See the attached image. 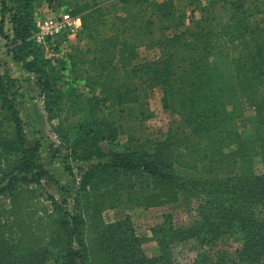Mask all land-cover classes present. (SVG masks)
I'll use <instances>...</instances> for the list:
<instances>
[{
	"label": "trees",
	"instance_id": "obj_1",
	"mask_svg": "<svg viewBox=\"0 0 264 264\" xmlns=\"http://www.w3.org/2000/svg\"><path fill=\"white\" fill-rule=\"evenodd\" d=\"M258 1L241 10L237 2L234 8L230 0H215L229 4L225 16L201 12L189 30L185 26L194 6L188 12L177 0H0V35L12 59L34 75L59 140L54 155L70 160L74 178L72 187L63 185L44 166L41 142L28 136L17 79L0 72V197L7 199L0 210V264H180L174 251L185 244L196 249L193 264H264V27L250 32L255 49L247 58L235 59L230 46L248 12H264ZM42 3L81 17L84 47L72 45L59 56L53 53L64 37L49 41L48 50L35 43V16ZM145 42L157 46L158 58L136 64L137 48ZM212 51L233 65L232 81L221 80L217 72L182 80L189 85L178 105L189 113L185 123L196 135L191 144L170 146L167 137L141 149L126 136L121 121L101 117L140 101L139 87L121 86L119 78L126 81L139 71L148 85L175 95L181 82L176 69L197 65ZM77 68L78 80L69 82ZM79 83L87 94L78 90ZM218 93H243L260 114L251 140H241L223 112V99L215 100ZM256 158L263 164L260 171L253 166ZM229 162L245 168H228ZM203 165H214L215 171L190 177L176 173V168L198 172ZM127 176L150 179L141 196L147 208L197 200L188 224H177L166 212L152 226L148 241L157 242L156 255L147 254L146 241L129 216L106 218L108 210L127 202ZM50 182L58 196L42 191ZM233 238L241 245L231 253L220 244Z\"/></svg>",
	"mask_w": 264,
	"mask_h": 264
},
{
	"label": "rangeland",
	"instance_id": "obj_2",
	"mask_svg": "<svg viewBox=\"0 0 264 264\" xmlns=\"http://www.w3.org/2000/svg\"><path fill=\"white\" fill-rule=\"evenodd\" d=\"M180 7H186L191 10L193 17L186 22L185 28L192 30L195 28V20L199 14L209 15L216 17L225 16L226 9L229 7L228 3H216L215 0H177ZM233 2V7L236 8L237 4L243 10L245 7L251 6L253 0H230ZM237 2V4H235ZM261 8L264 10V0L258 1ZM207 9H206V8ZM205 8V9H204ZM64 9V8H61ZM40 12L52 13L47 3H42L38 9ZM239 12H241L239 10ZM241 17V13H238ZM216 21H213L215 24ZM8 30V25H5ZM4 27V28H5ZM256 27H264V12L253 13L248 12V15L242 19L240 36L236 41L231 43V54L233 57L239 56L247 58L255 49L254 44L251 42V37L255 35L250 32ZM79 30L70 32L68 35L59 36L55 35L49 38L53 41L57 36L64 37V42L60 46V50L53 54L64 56V53L70 49V46L77 44L85 45V42L79 38ZM167 34V32H159L157 35ZM55 43V42H54ZM84 47V46H83ZM53 52V51H52ZM158 58V48L153 43L145 42L137 48V56L134 62L136 64L144 62H152ZM232 64L226 63L221 59L219 54L212 51L207 57L200 60L197 65H185L176 69L175 74L179 77L181 82L176 83L175 88H180V93L175 95H167L166 91L160 85H148L145 81L138 77L141 74L139 71H134L133 77L124 80L118 79L117 83L121 86L136 85L139 87L140 101L137 104L130 106H122L110 111H106L101 115L102 118H107L111 121H121L122 125L126 128V136L133 140L135 146L141 149H151V142L156 139H165L169 137L170 146L184 147L187 144L196 140V135L187 127L186 118L188 111L181 109L178 105L183 93L184 83L182 80H188L194 73H220L223 81L230 83L232 79L231 70ZM0 72H6L10 76L17 79L21 93V110L27 124V132L30 138L39 140L42 144L41 156L44 166L48 169L51 175L57 179L61 184L72 187L73 175L70 173L68 166L70 160H65L62 156L53 152L55 142L51 138L53 122L47 119V114L44 109V102L40 90L35 83L33 74L27 73L22 65L12 59V54L8 50L6 40L0 35ZM80 68L74 70L69 74L68 81L78 80L80 76ZM77 78V79H75ZM78 90L87 94V90L83 87L82 83L78 84ZM223 96V97H222ZM223 102L225 104V114L231 119L234 129L238 131L241 140H251L254 134V126L257 121L259 113L254 111L249 99L243 93H221L216 94V102ZM219 105V104H218ZM221 108L222 106L219 105ZM176 108V109H175ZM255 115H257L255 117ZM123 142L126 137L121 136ZM255 171L263 169V164L260 158H256L253 164ZM228 168L238 171L244 170L242 162L233 164L229 162ZM201 171V172H200ZM200 171H190L182 168H176V173L180 176L190 177L196 175L209 176L215 171L214 165L200 166ZM218 171V170H217ZM75 174L78 173L77 167L73 169ZM151 186V181L148 177L132 178L127 176L123 181V190L126 203L119 208L108 210L106 213L107 220H117L125 216H129L132 221L136 234L142 236L144 242V249L148 255H156L158 253V246L156 241H148L151 237V228L156 223L160 222L162 215L169 212L173 215V220L179 225H185L190 222L195 216L197 209V200L194 198H182V200L175 205L160 206L147 208L141 203V196L148 192ZM44 192L49 194L59 195L58 189L53 183H48L43 188ZM7 205V199L0 197V210ZM229 252L234 253L241 245L240 238H233L226 240L220 244ZM196 249L190 245L185 244L176 247L174 257L180 264H193Z\"/></svg>",
	"mask_w": 264,
	"mask_h": 264
},
{
	"label": "built area",
	"instance_id": "obj_3",
	"mask_svg": "<svg viewBox=\"0 0 264 264\" xmlns=\"http://www.w3.org/2000/svg\"><path fill=\"white\" fill-rule=\"evenodd\" d=\"M81 28V17L73 15L68 9H60L52 13L37 11L35 16V30L32 38L39 46L48 50L49 38L55 35H65ZM51 138L59 144L57 135L52 131ZM79 176H77V180ZM43 191V190H42Z\"/></svg>",
	"mask_w": 264,
	"mask_h": 264
}]
</instances>
